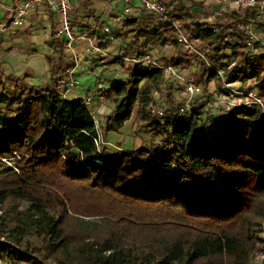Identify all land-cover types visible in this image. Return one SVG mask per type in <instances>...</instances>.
Returning <instances> with one entry per match:
<instances>
[{
  "label": "trees",
  "instance_id": "trees-1",
  "mask_svg": "<svg viewBox=\"0 0 264 264\" xmlns=\"http://www.w3.org/2000/svg\"><path fill=\"white\" fill-rule=\"evenodd\" d=\"M167 2L206 56L197 62L202 93L191 111L182 112L186 101L172 95L160 109L154 92L163 73L143 63L130 64L127 78L110 80L106 91L114 105L100 127L82 97L8 76L13 85L0 91V261L250 264L264 249V113L232 107L228 116L207 109L204 117L200 102L212 80L223 93L227 83L244 88L251 78L264 88V48L260 40L249 43L251 31L264 33V18L258 5L240 4L211 23L193 4ZM156 18L126 15L115 28L122 48L109 62L125 66V57L152 52L142 40L180 50L173 28ZM55 26L52 14V32ZM127 32L133 35L123 44ZM52 44L58 54L46 58L55 79L65 44L56 37ZM180 56L172 53L170 61L177 63ZM186 56L190 63L196 55ZM136 107V131H151L159 139L112 150L105 137L118 132ZM4 158L17 170L6 173ZM71 217L81 220L83 233L68 232ZM97 218L109 224L101 237L91 233ZM165 233L173 235L159 237Z\"/></svg>",
  "mask_w": 264,
  "mask_h": 264
},
{
  "label": "built area",
  "instance_id": "built-area-1",
  "mask_svg": "<svg viewBox=\"0 0 264 264\" xmlns=\"http://www.w3.org/2000/svg\"><path fill=\"white\" fill-rule=\"evenodd\" d=\"M78 1L80 0H22L18 4L13 16L8 19H0V30L5 32L24 24L28 15L40 6L46 8L47 15L52 13L55 16L56 26L53 34L65 44V56L70 58L72 65L68 66L65 71L59 72L56 78L45 84V86H56L66 97H70L71 90L80 83L77 77V68L84 62L86 71H89L90 65L93 63L91 59H84L83 56H94L96 53L105 56L107 51L106 48H103L102 44L119 41L120 37L115 28L123 23L126 15L136 17L146 13L157 17L163 24L173 28L178 41L189 52L197 53L202 59H206L204 51L199 45L201 41L189 37L184 21L174 15L173 6L168 5L167 0H114L116 2H122V5L121 7L117 5L120 13L116 16L117 20L110 21V23L103 19L94 20L93 23L84 20H76L73 15V10ZM238 2L244 5H258V15L261 17L263 16L264 0H238ZM223 10L222 8L217 11V13L222 14ZM208 20L214 23L216 19L213 17L208 18ZM61 36L63 37L61 38ZM256 40H260V47L264 48V37H258L256 31H251L249 43L252 45ZM118 53L119 49L117 55ZM125 58L127 61L132 62V64L143 63L146 66H153L155 69H160L166 78L178 75L175 65L161 62L158 57L150 51L146 52L141 57L128 56ZM91 68L95 69L97 66ZM220 73L222 74L221 70ZM104 79L105 78L100 75L99 82L101 83L98 84V93L110 87V81L109 83H104ZM226 87L228 91L221 94V101L223 99L225 102H229L232 107H241L243 109L250 107L259 108L261 112L264 113V89L253 88L248 85L242 88L237 81L227 83ZM197 89L196 84L191 83L187 86V94L191 97ZM83 102L91 107V98L89 96L83 98ZM164 103L165 100L161 102L160 109ZM191 108L189 100H187L182 107V112L191 111ZM95 119L98 123L96 116ZM15 155L20 158L18 152H15ZM4 160L5 162H12L10 158H4ZM13 169L17 170V167L14 165Z\"/></svg>",
  "mask_w": 264,
  "mask_h": 264
},
{
  "label": "rangeland",
  "instance_id": "rangeland-1",
  "mask_svg": "<svg viewBox=\"0 0 264 264\" xmlns=\"http://www.w3.org/2000/svg\"><path fill=\"white\" fill-rule=\"evenodd\" d=\"M205 1H207L208 3L205 4ZM114 2H115L114 5H116L117 3L118 7H121L122 2L120 1H117V2L114 1ZM184 2L188 5L193 4L194 9L196 10H200V11L205 10L206 13L203 14V16H201L202 19L206 18L208 15L210 16H208L207 18L215 17V19L218 18L219 16H222L216 13L217 11L222 9V8H219L220 6L219 7L217 6L219 4L217 0H184ZM118 7L115 6L116 12L120 13V11L118 10ZM224 11L226 12V10H223V12ZM1 17L2 15L0 14V18ZM263 18H264V14H263ZM105 21L110 23V21H107V19H105ZM51 22H52V18H51ZM154 22L159 23L160 19L156 18ZM256 34L258 37H264L263 33L259 30H256ZM132 35H133L132 32H127L125 34V39L122 40L123 44L130 42V38L132 37ZM49 36L50 37L48 38V42L46 43V46L44 48L45 54L41 56H54L55 57L58 54V51L54 50V45L52 44V42L55 40V35L52 32L51 34H49ZM62 37L63 36H61V38ZM121 43L122 42L120 40L118 42L110 43L111 46L108 49V53L106 54V56H100V53H96L94 54V56H83L84 59H91L93 63L90 65L89 71H86L84 62L81 63L82 68L83 67L85 68L84 71H81V66L77 68V77L80 82L78 87L82 85H88L91 95L92 94L94 95L95 90L98 89V84L101 83L99 82L100 75L103 76V78H105L103 80L104 83H107V82L109 83L110 80L127 78L128 70L132 62L128 61L125 66L122 65L121 60L109 62L117 58V51L118 49L120 50L122 48ZM149 43L150 42H146L145 40H142V46L144 47L145 50L151 49L152 53L155 56H157L160 61H163L164 63H167V64H174L178 71V75H174L169 78H166L165 75H163L162 83L160 84L158 89L154 92V98H155L154 101H156V103L160 105L161 102L164 101L169 95H172L175 97L176 100H185V101L189 100L190 106L192 107V102L196 99V97L199 94L202 93V88H201L202 80H201L200 67H199L200 65L197 63L199 59H202V57H200L199 54L197 53L189 52L184 46L183 47L180 46L181 49L179 50L178 47L172 45L171 43H167L163 45H160L159 43L157 45L153 43L151 44ZM103 48L105 49L107 47H103ZM178 51L180 55H184V56H180L179 61L177 63H173L172 61H170V55ZM256 51H258V49H256ZM191 53L192 55L194 54L196 56H193L194 58L191 59L192 61L190 63H187L186 55L190 56ZM104 57H107L110 60L102 61ZM37 58L38 57L32 58V63L40 65V61H38ZM69 61H70V58L68 56H65V52H64V57L62 60L64 67L62 68L60 72L65 71L66 68L70 66V65L68 66L65 65ZM94 63H100V64H94ZM260 64H261V68L264 67L263 61H261ZM94 66H97V68L95 69L91 68ZM9 68H13V64L12 66L2 65L3 74H4V83L3 85H0V91H3L5 87L7 88L13 85L14 81L11 80V78H8V76H11L13 72L6 70ZM260 71H262V69H260ZM13 77H16V75L13 74ZM48 78H49V74L42 76V78H40V81L36 84H30L29 82L27 84L29 86L42 87L52 80L50 79L48 81ZM43 83L44 85H40ZM191 83L196 84L198 89L190 97L187 94V86ZM247 85L253 88L264 89V88H260L257 86L255 78H251L248 81ZM208 92L209 94L203 95L202 99H200V102L203 104V109L205 110L202 116L205 117L206 112H208L207 109H211L213 112H216L222 116H228L232 114V105L229 102H225L223 99L222 101L220 100V96H222L221 94H223V92L219 91L215 80H212L209 83ZM92 99L93 100L91 101V107L95 113V116L98 120V125L100 127L102 116L106 114L107 112H109L114 105L113 95L109 94L106 90H102L101 93L94 95ZM137 110H138V107L135 108L132 118L126 121L125 125L122 127L123 128L122 133L124 136H126L124 140L121 141L117 139L118 135H116L117 133L116 131L109 132L111 137L108 139L111 141L112 144H107L106 140L104 141V143H106L107 146L109 145V147L112 150H116V151L132 150L143 144H148L154 138L159 139V137H155L154 133L151 131H145L143 129H139L136 131ZM213 127L214 126H212V128ZM115 135L116 137L113 138V136ZM13 166H14L13 161L5 162L6 173H8L9 170L13 169ZM92 220H96V224H98V225L95 224V227L92 229L91 231L92 235L101 237V235H103L105 231L107 230L109 224L104 223V221L98 218L92 219ZM80 221L81 220L79 218L71 217L68 223V226H67L68 232L70 233L76 232L78 234L83 233L84 228L81 226ZM170 235H173V234L165 233L164 235H160L159 237L170 236ZM148 236H150L149 233H148ZM34 240L37 241L36 238H34ZM0 264H10V263H7L6 260H2L0 261ZM250 264H264V249L258 250L253 254V256L251 257Z\"/></svg>",
  "mask_w": 264,
  "mask_h": 264
},
{
  "label": "crops",
  "instance_id": "crops-1",
  "mask_svg": "<svg viewBox=\"0 0 264 264\" xmlns=\"http://www.w3.org/2000/svg\"><path fill=\"white\" fill-rule=\"evenodd\" d=\"M21 1L22 0H0V14L2 15L0 19H8L13 16ZM217 2L219 3L217 6H220L219 8H223L226 11L238 9L240 7L238 0H217ZM207 3L208 2L205 1V4ZM114 4V0H80L75 4L73 15L76 20H84L89 23H93V21L97 19L116 21V16L119 15V13L116 12L115 6L117 7L118 4ZM224 12L220 15H223ZM207 17L203 19H208ZM51 18L52 14L50 13L47 15L46 8L40 6L28 15V18L21 26H16L5 32L0 30V65L12 66L13 64V68L6 70L13 72L17 78L23 79L30 84L38 83L42 76L48 74V81L53 79L50 75L49 63L48 60H46V56H41L45 54L44 48L50 37L49 34L52 33L50 28ZM110 46L111 44L106 48L107 53ZM34 57H38L37 59L40 61V65L32 63V58ZM108 60L110 59L104 57L102 61ZM65 65H72L71 60ZM84 70L85 68L81 66V71ZM40 85H44V83ZM97 94L99 93L95 90L94 95ZM94 95H91L88 85L77 86L70 92V98L82 97L83 99L89 96L91 101ZM122 131L123 128L116 133V135H118L117 139L121 141L126 138ZM108 134L105 140L107 144H112L108 139L111 136ZM116 135L113 136V138L116 137Z\"/></svg>",
  "mask_w": 264,
  "mask_h": 264
}]
</instances>
